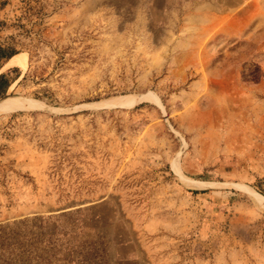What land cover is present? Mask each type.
<instances>
[{
	"label": "rangeland",
	"instance_id": "374dc122",
	"mask_svg": "<svg viewBox=\"0 0 264 264\" xmlns=\"http://www.w3.org/2000/svg\"><path fill=\"white\" fill-rule=\"evenodd\" d=\"M0 3V264H264V0Z\"/></svg>",
	"mask_w": 264,
	"mask_h": 264
},
{
	"label": "bare ground",
	"instance_id": "6f19581e",
	"mask_svg": "<svg viewBox=\"0 0 264 264\" xmlns=\"http://www.w3.org/2000/svg\"><path fill=\"white\" fill-rule=\"evenodd\" d=\"M7 65L12 66V67H19L23 69L25 67L24 57H22L21 55H15L14 57L8 60ZM132 99H135V98H132ZM135 100L136 101L134 102V104L138 101V99H135ZM130 103H131V100L129 101L128 98H120V99L111 101L110 105L117 106V107H123V106L130 105ZM37 108H40V104L32 100L14 99V98L12 99L10 97L0 100V116L2 114L9 113V112L27 111V110L37 109ZM247 191H248V194L252 197L253 201L256 204H258L262 208V210H264V197L258 195L252 190H247Z\"/></svg>",
	"mask_w": 264,
	"mask_h": 264
},
{
	"label": "trees",
	"instance_id": "16d2710c",
	"mask_svg": "<svg viewBox=\"0 0 264 264\" xmlns=\"http://www.w3.org/2000/svg\"><path fill=\"white\" fill-rule=\"evenodd\" d=\"M3 6V3H0V7ZM4 25V22L0 21V27ZM10 39V38H9ZM6 40H8L6 38ZM18 52L15 49L13 43H9V41H4V43H0V68L2 62L8 61L11 57L16 55ZM2 80V76H0V81ZM9 86L8 83L4 84L3 90ZM1 91V90H0Z\"/></svg>",
	"mask_w": 264,
	"mask_h": 264
}]
</instances>
